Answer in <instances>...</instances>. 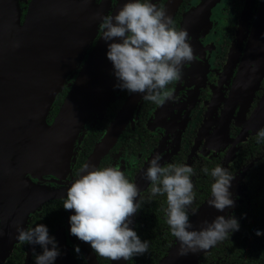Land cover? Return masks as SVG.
I'll list each match as a JSON object with an SVG mask.
<instances>
[{
  "label": "water",
  "instance_id": "95a60500",
  "mask_svg": "<svg viewBox=\"0 0 264 264\" xmlns=\"http://www.w3.org/2000/svg\"><path fill=\"white\" fill-rule=\"evenodd\" d=\"M104 1L95 5L93 0H30L20 19L16 0H0V264L18 242L17 229H25L27 219L33 211L49 199L66 198V189L82 174L83 166L98 165L100 158L113 145L143 97L140 93H128L85 156L76 175L65 181L70 175L80 138L85 133V120L94 110L93 99L98 95L99 85L104 80H107L105 84L110 81L111 70L114 71L106 56L107 45L119 40H103L101 29L96 36L100 18H93L97 13L103 16V6L107 0ZM125 2L126 0H115L108 15H114ZM180 2L181 0H164L162 9L172 18ZM215 2H206L201 8L204 15L203 27L208 24L207 13ZM245 7L244 2L241 16ZM190 12H187L183 21ZM246 21V18L240 19L241 28L239 31L237 28L236 38L246 27ZM95 36L92 47L83 58L85 48ZM263 73L264 0H259L228 95V107L220 117V122H224L223 127L227 125L233 101L239 98L240 110L243 109ZM72 76L52 120L46 122L55 95L66 79ZM110 85L115 83L111 82ZM243 111H240V115H243ZM248 117L245 122H248ZM92 119L94 116L89 120ZM242 173L243 170L238 174L239 177ZM47 175L50 177L44 183V176ZM55 183L59 186H55ZM231 190L230 187L229 191ZM210 198L211 194L194 211L195 214L192 213L189 217L192 225L190 230H200L205 220L211 223L217 216L226 218L229 208L217 210L207 203ZM72 214V210H66L65 220L68 224ZM133 220L134 215L129 224L131 228ZM55 237L64 243L63 224L55 231ZM76 242L86 264H99L89 244L78 238ZM32 246H28L22 264L27 263ZM178 248L179 242L174 237L156 264H196L199 254L204 252L202 250L181 255L178 254ZM54 262L77 264L66 249L62 250ZM108 262L125 264L123 259Z\"/></svg>",
  "mask_w": 264,
  "mask_h": 264
},
{
  "label": "clouds",
  "instance_id": "9594fccd",
  "mask_svg": "<svg viewBox=\"0 0 264 264\" xmlns=\"http://www.w3.org/2000/svg\"><path fill=\"white\" fill-rule=\"evenodd\" d=\"M96 17L100 18L101 38L119 40L108 43L106 52L117 80L114 87L143 94L145 101L156 105L174 100L168 86L181 79L182 66L195 58L187 29H176L166 10L150 0H126L114 15L97 13L93 18ZM256 135L257 142L264 141V128ZM161 159L159 154L153 156L143 175L151 183L150 194L166 198V224L179 242L178 254L208 250L239 230L234 216H217L211 223L203 221L200 230H190L194 169L186 164L162 165ZM203 171L209 172L207 168ZM81 173L66 189L63 200V208L74 212L69 216L70 234L89 244L98 256L111 261H129L147 252L148 241L141 240L129 227L131 217L143 203L137 200L140 196L137 184L117 167L85 164ZM210 175L214 182L207 203L219 211L232 207L229 188L233 174L218 165L211 169ZM17 232L21 244L39 245L42 249L36 254L35 264H53L60 255L57 242L45 225L37 224L27 230L18 228ZM256 235H262L260 230H256ZM74 250L79 254V246H74Z\"/></svg>",
  "mask_w": 264,
  "mask_h": 264
},
{
  "label": "flooded vegetation",
  "instance_id": "af4514ba",
  "mask_svg": "<svg viewBox=\"0 0 264 264\" xmlns=\"http://www.w3.org/2000/svg\"><path fill=\"white\" fill-rule=\"evenodd\" d=\"M258 1L253 0L252 2L250 17L241 33L243 34L241 39L236 38L235 33L244 0H218L212 5L207 13V26L203 27V23H198L194 31L189 33V43L192 45L195 58L182 66L181 79L168 86L173 92L174 100L167 101L161 106L145 101L142 97L122 130L125 133L120 140L119 147L110 152L109 148L104 154L99 168L117 167L140 189V196L137 200L142 201L143 205L139 216L148 215L152 218L151 220L166 221V198L162 195L152 196L150 194L151 183L143 175L149 161L157 154L162 158L160 160L162 165L177 163L193 167L195 174L191 180L195 195L194 202L189 209V217L211 194V183L214 182L210 175L212 168L222 166L235 178L242 170L245 172V166L256 161L255 156H251L248 146L254 131L247 128L245 122L257 102L254 101L253 94L241 110L239 98L233 101L226 127H223L224 122H220V117L228 107V95L240 64ZM16 2L21 19L29 0H16ZM102 2L103 0H93L95 5H100ZM114 2L115 0H107L106 5L103 6V15L109 14ZM155 2L157 7L162 8L164 0ZM196 3L197 0L181 1L172 18L176 29H180L184 16L187 12L194 10ZM99 31L100 27L96 36ZM96 36L85 48L83 58L92 47ZM237 41L239 42L238 54L230 61V51L234 45L237 46ZM65 86L68 88L67 84ZM121 90L116 92L114 99L118 97ZM258 90H260V95L263 94L264 85H260ZM128 93L126 91L123 100ZM240 111L244 112L243 115H240ZM99 118L89 120L85 130ZM204 168H207L209 172L205 173ZM49 177V175L44 176V183H47ZM71 178L68 176L65 181ZM238 180L240 189L233 196V206L228 207L230 216H234L235 208L242 203L244 198L243 176L241 175ZM54 185L59 186L56 183ZM232 189L234 190L233 187ZM61 224H63L64 243L55 237V231ZM69 229L70 224L63 217L56 223L50 236L56 240L60 253L66 249L77 264H86L81 252L77 254L74 250V246L78 244ZM28 246L29 244L26 243L25 252ZM38 246H32L26 264H30L32 251ZM39 250L42 251V249ZM94 255L99 264H109L108 259L96 253ZM53 264L57 263L53 262Z\"/></svg>",
  "mask_w": 264,
  "mask_h": 264
},
{
  "label": "trees",
  "instance_id": "16d2710c",
  "mask_svg": "<svg viewBox=\"0 0 264 264\" xmlns=\"http://www.w3.org/2000/svg\"><path fill=\"white\" fill-rule=\"evenodd\" d=\"M174 15L175 12L173 16ZM69 80L70 78L66 79V82L55 95L49 107L46 122H50L57 111L59 104L68 90L65 84L69 87L72 79L67 83ZM263 83L264 73L253 91L255 102L258 101L262 95L259 94L260 90H258V87L264 85ZM125 93L126 90H121L116 99L108 102L100 118L85 130L84 135L80 138L78 151L71 166L70 177L76 175L82 161L91 150L94 142L100 137L101 133L123 102ZM261 128H264V125L251 135L252 137L248 146L251 156L253 157L254 155L256 161L253 163L250 162L249 166L247 165L244 167L245 172L243 171L242 173L243 182L245 184L243 189L244 198L242 203L237 205L233 212L239 223V230L232 232L228 239L218 242L215 246L199 254L196 264H264V141L257 142L258 137L256 135ZM124 133V131L120 132L117 139L110 147L109 152L119 147L120 140L123 138ZM103 157L104 155L99 160L96 167L99 168ZM63 200L64 198H58L43 202L28 217L25 230L34 228L37 224H43L47 227L50 235L56 223L63 217L66 219V210L63 208ZM141 211L142 206L134 215L132 229L136 231L141 240L148 241L149 248L144 254L134 256L129 261L125 260V264H156L174 239L166 221L158 222L156 219L151 220L152 218H149L148 215L143 216V218L139 216ZM256 230H260L262 235H256ZM25 244L26 243L21 244L18 241L12 247L2 264H21L27 252H25ZM39 249H41L39 246L33 249L30 264L35 262L36 254L41 252Z\"/></svg>",
  "mask_w": 264,
  "mask_h": 264
},
{
  "label": "rangeland",
  "instance_id": "374dc122",
  "mask_svg": "<svg viewBox=\"0 0 264 264\" xmlns=\"http://www.w3.org/2000/svg\"><path fill=\"white\" fill-rule=\"evenodd\" d=\"M155 0H150V2H153ZM209 3V2H215V0H201L198 2L197 0V3H196V7L194 8L193 11L190 12V15L189 16H186L183 23L180 25V29L181 28H186L188 33L190 32H193L196 25L198 23H202L203 21V11L201 10L202 6L205 4V3ZM217 2V1H216ZM215 2V3H216ZM245 2V11H244V14L241 16H239V20H238V31L239 29L241 28V24H240V19L241 20H244V18H246V22H248V19L250 17V11H251V5H252V2L253 0H244ZM214 3V4H215ZM213 4V5H214ZM211 7V6H210ZM242 10V9H241ZM247 10H248V16H247ZM241 13V12H240ZM244 31V29L242 30ZM242 33V32H241ZM241 36H243V34L239 35L240 39H241ZM238 41H237V46L234 45V48L230 51V54H231V58H230V61L233 60L237 54H238V50H239V46H238ZM111 79L110 81H108L106 84L105 82L107 80H104L100 85H99V88L97 90V94L94 99H93V103L94 104V110L93 112L90 114H88L86 120H85V123L84 125H86V123L89 121V119L91 118V116H94L95 117H100L103 109H104V105L106 104L107 101H110L111 98H114L116 92L118 90H116V87H114V85H110L111 82H114L115 84L117 83V80H116V77L114 76V71L111 70V76H109ZM112 100V99H111ZM98 103H101V105H99ZM104 103V104H103ZM84 113V112H83ZM248 122H246V125L249 124V128L251 129V131L253 132L258 126L262 125L264 123V93L262 95V97L260 98V101L259 103L257 104V106L255 107V109L252 111V113L250 114V116L248 117ZM239 175H236V177L230 181V187L234 188V190L232 189L230 191L231 193V199H233L234 195L239 191L240 189V186L238 185L239 183ZM234 191V192H233ZM234 200V199H233ZM230 215H229V210H228V213H227V216L226 218H228ZM132 218V217H131Z\"/></svg>",
  "mask_w": 264,
  "mask_h": 264
}]
</instances>
